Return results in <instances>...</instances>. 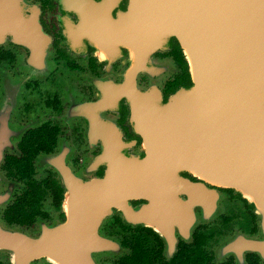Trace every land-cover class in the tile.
Instances as JSON below:
<instances>
[{
    "label": "flooded vegetation",
    "instance_id": "obj_1",
    "mask_svg": "<svg viewBox=\"0 0 264 264\" xmlns=\"http://www.w3.org/2000/svg\"><path fill=\"white\" fill-rule=\"evenodd\" d=\"M131 2L0 0V223L44 235L67 220L70 184L103 181L130 159L140 172L128 191L138 196L90 195V222L101 217L99 235L120 246L98 264H264V219L251 198L148 165L144 133L193 82L178 40L144 39ZM247 240L258 245L246 250ZM0 264L12 255L0 251Z\"/></svg>",
    "mask_w": 264,
    "mask_h": 264
},
{
    "label": "water",
    "instance_id": "obj_2",
    "mask_svg": "<svg viewBox=\"0 0 264 264\" xmlns=\"http://www.w3.org/2000/svg\"><path fill=\"white\" fill-rule=\"evenodd\" d=\"M131 3L129 16L148 35L144 39L178 40L193 82L160 104L159 120L144 133L148 165L158 163L168 179L188 169L209 183L236 189L264 219V0ZM128 161L126 171L115 168L103 181L70 184L67 220L44 235L34 238L0 223V251L9 252L14 264L42 257L55 264H98V253H118L119 244L98 233L102 218L90 222L88 206L99 188L113 201L138 196L128 190L140 171L130 164L136 160ZM187 185L192 193L201 192L199 185ZM253 245L258 244L247 240L244 249Z\"/></svg>",
    "mask_w": 264,
    "mask_h": 264
},
{
    "label": "rangeland",
    "instance_id": "obj_3",
    "mask_svg": "<svg viewBox=\"0 0 264 264\" xmlns=\"http://www.w3.org/2000/svg\"><path fill=\"white\" fill-rule=\"evenodd\" d=\"M111 254V253H110Z\"/></svg>",
    "mask_w": 264,
    "mask_h": 264
}]
</instances>
